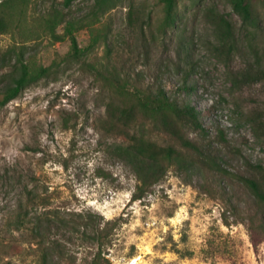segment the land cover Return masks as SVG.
<instances>
[{"label":"rangeland","instance_id":"obj_1","mask_svg":"<svg viewBox=\"0 0 264 264\" xmlns=\"http://www.w3.org/2000/svg\"><path fill=\"white\" fill-rule=\"evenodd\" d=\"M64 2L27 0L21 18L0 8L11 26L0 34V264H40L38 225L45 245L76 264L99 250L85 239L97 229L108 235L103 264H264V234L241 183L264 180V13L256 30L228 0H180L166 30L160 0ZM19 59L46 71L1 104ZM184 78L188 95L179 92ZM133 87L186 97L202 131L184 136L222 171L169 167L133 201L139 181L121 149L133 135L170 142L149 124L128 131L111 122L107 105H130Z\"/></svg>","mask_w":264,"mask_h":264},{"label":"trees","instance_id":"obj_2","mask_svg":"<svg viewBox=\"0 0 264 264\" xmlns=\"http://www.w3.org/2000/svg\"><path fill=\"white\" fill-rule=\"evenodd\" d=\"M27 0H3L0 3V8L14 9L19 11V17L24 16L23 7ZM73 0H65V6H68ZM117 1V0H104ZM180 0H160L163 8L162 26L166 30L175 26L177 19V4ZM234 14H236L242 24L247 27L261 30L262 13H264V0H228ZM5 12H0V34L8 33L11 29L10 23L4 15ZM58 22V21H57ZM51 17L49 26L54 28L57 24ZM212 23L215 25L221 34L229 36V23L221 15H214ZM65 34L68 37L71 48V56L78 59L81 56V50L78 46L77 39L73 33L71 24L65 27ZM226 36V37H227ZM58 39V38H56ZM20 75L14 80L13 85L9 86L3 95L1 104L14 99L26 86L37 81L45 73V69H39L36 72H31L29 66L21 59L18 61ZM106 81L111 82L116 88L121 87L114 79L106 78ZM131 95L132 103L130 105L113 106L107 105V112L110 120L116 127L131 130L134 126L141 122L149 124L157 132L167 136L170 142L165 146H159L149 140L139 136H130L129 142L124 149H121L120 155L127 158L135 171L139 184L132 196L133 201L141 200L148 193L149 188L160 181L165 175L166 169L176 167V169H193L208 167L212 172L219 173L222 171L218 162H201L206 161L205 154L201 150V146L193 143L184 136V129L188 128L193 131H202V125L199 121V112L186 97L183 99L173 98L168 96L164 90L150 92L133 87ZM192 88L187 86L186 78H184L183 86L180 93L188 95ZM140 124V123H139ZM195 156L193 160L191 157ZM198 162H194L198 160ZM210 159V158H209ZM241 183L248 197L253 202L255 213L254 218L258 219V228L264 234V180L261 181L256 177L241 178ZM223 188V186H222ZM252 221V218H249ZM48 220L46 223H49ZM84 226L87 228L88 224ZM252 230V228H250ZM37 235L40 237L38 244L40 253V264H76L74 260L60 248L57 243L45 245L44 236H42V227L38 225ZM255 231V230H254ZM108 235L104 229L95 230L93 236L85 237L92 240L98 246V251L90 261L83 264H103L101 247L103 239ZM257 241V239H256Z\"/></svg>","mask_w":264,"mask_h":264}]
</instances>
